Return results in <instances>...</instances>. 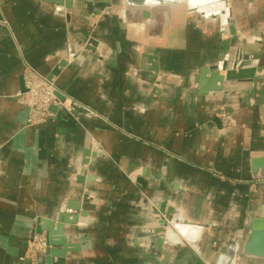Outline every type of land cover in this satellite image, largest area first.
<instances>
[{
    "label": "crops",
    "instance_id": "crops-1",
    "mask_svg": "<svg viewBox=\"0 0 264 264\" xmlns=\"http://www.w3.org/2000/svg\"><path fill=\"white\" fill-rule=\"evenodd\" d=\"M215 1L0 0V264H33L38 220L62 213L78 217L65 224L79 248L66 264H215L230 242L245 245L243 227L264 217V81L203 99L196 77L239 56L264 67V0ZM26 66L98 116L53 107L28 126L15 97ZM164 202L179 221L169 261L152 238Z\"/></svg>",
    "mask_w": 264,
    "mask_h": 264
},
{
    "label": "water",
    "instance_id": "water-1",
    "mask_svg": "<svg viewBox=\"0 0 264 264\" xmlns=\"http://www.w3.org/2000/svg\"><path fill=\"white\" fill-rule=\"evenodd\" d=\"M55 5L65 6L71 8V0H45ZM125 3L130 7L137 8H156V7H175L185 4L187 1L192 0H124ZM232 35H235V29H229ZM92 44H95L92 42ZM241 65L235 63L236 58H228L223 62L209 66L199 68V74L196 77L198 83V94L205 99L210 93H218L224 90L225 82L237 81L240 83H257L264 81V77H258L257 73L261 74L264 71V67H249L251 59L247 56L245 58L239 56ZM259 59V56H254V60ZM66 61H62L59 65L60 68L65 67ZM158 69L154 68L156 72ZM57 73V72H56ZM55 73V74H56ZM225 73V74H222ZM54 74V75H55ZM50 79L53 77H49ZM88 164L87 160L83 165ZM80 182H85V172L79 177ZM67 209H73L82 216L86 215L87 207L85 204H73L69 203ZM176 213L175 210L167 208V203L158 204V210L156 212L157 225L154 229V236L156 239L153 244L159 255H163L166 261L171 258V253L164 250L167 247L169 241L166 240L165 236H161L162 233H166V228H169V223L173 220V215ZM162 216V217H161ZM72 219V220H71ZM77 216H72L67 213H62L58 216L56 221L47 219L38 220L37 234L41 235L45 233L47 249L46 262L47 264H66L64 257L68 253L76 252L79 248L76 245H70L67 239L64 238L65 224L75 225L77 223ZM261 224H264V217L259 220ZM250 231V235L245 245L243 241L230 242L228 246L222 249V252L216 262V264H232L233 260L241 256L243 251V257L247 259H259L264 260V225L249 227L245 226ZM243 249V250H242ZM53 258L58 260L55 262ZM166 264V262L164 263Z\"/></svg>",
    "mask_w": 264,
    "mask_h": 264
},
{
    "label": "built area",
    "instance_id": "built-area-1",
    "mask_svg": "<svg viewBox=\"0 0 264 264\" xmlns=\"http://www.w3.org/2000/svg\"><path fill=\"white\" fill-rule=\"evenodd\" d=\"M58 14H63L62 9H57ZM24 89L16 94L17 102L25 107L28 111V126L44 125L48 120L55 116L52 111L53 107L63 110L71 116H75L80 111H86L90 116L97 117L98 114L84 106L77 100L67 96L60 91L53 78H48L30 66H26L23 72ZM228 119V118H227ZM226 121V117L223 116ZM30 248H34L35 262L38 261V255L47 249L46 238L44 236L34 237L29 244ZM31 258V260L33 259Z\"/></svg>",
    "mask_w": 264,
    "mask_h": 264
},
{
    "label": "bare ground",
    "instance_id": "bare-ground-1",
    "mask_svg": "<svg viewBox=\"0 0 264 264\" xmlns=\"http://www.w3.org/2000/svg\"><path fill=\"white\" fill-rule=\"evenodd\" d=\"M210 1L212 0H207L206 3H209ZM205 2V0H192V1H187L185 4H187L189 6L190 9H193V8H197L199 7L200 5H203ZM223 9V8H222ZM228 25V23H225V25ZM235 63H237L238 65H241L243 62H240V59L239 57L236 58V61ZM158 205V204H157ZM176 215V213L173 215V220L169 223V228H166V233H162L161 236H165L166 240L169 241L167 243V247H169L168 244L172 243L170 240L173 241V238H172V233L174 234L175 233V230H177L178 228V225H179V221L174 219V216ZM162 217V216H161ZM263 218V217H261ZM261 218H258V219H254V218H251L246 225H248L249 227H254V226H262L264 224H261V222L259 220H261ZM157 222V221H156ZM157 224V223H156ZM154 242H156V239H153ZM174 242V241H173ZM177 244V243H176ZM175 245V244H174ZM175 246H180V245H175ZM171 247V246H170ZM220 256V255H219ZM219 258V257H218ZM247 259V258H246ZM218 260V259H217ZM235 260H233L234 262ZM217 262V261H216ZM232 262V263H233Z\"/></svg>",
    "mask_w": 264,
    "mask_h": 264
},
{
    "label": "rangeland",
    "instance_id": "rangeland-1",
    "mask_svg": "<svg viewBox=\"0 0 264 264\" xmlns=\"http://www.w3.org/2000/svg\"><path fill=\"white\" fill-rule=\"evenodd\" d=\"M212 2H219V1H215V0H212V1H210L209 3H212ZM164 8H166V7H164ZM198 8V7H197ZM212 13V12H211ZM211 13H205V14H211ZM214 13V12H213ZM229 22H230V20H229ZM227 26V24L226 25H224V27H226ZM227 29V28H226ZM227 119V118H226ZM230 121H228V126L230 125ZM227 126V127H228ZM244 228V231L245 232H249V230L248 229H246V227H243ZM243 241V240H242ZM30 244V243H29ZM243 250V249H242ZM34 253L36 254L35 256H37V252H35V249L34 248H30V246L28 245V254H27V257L29 258V259H31V258H33L32 257V255H34ZM239 257V256H238ZM238 257H237V260H236V262H235V264H248V263H246L242 258H243V251L241 252V257H240V260L238 261ZM32 261H33V264H38V262H35V257L32 259ZM214 264V263H213ZM216 264V263H215ZM250 264V263H249Z\"/></svg>",
    "mask_w": 264,
    "mask_h": 264
}]
</instances>
